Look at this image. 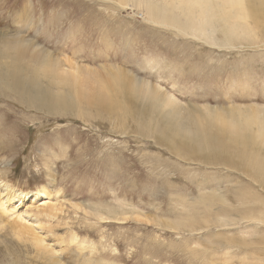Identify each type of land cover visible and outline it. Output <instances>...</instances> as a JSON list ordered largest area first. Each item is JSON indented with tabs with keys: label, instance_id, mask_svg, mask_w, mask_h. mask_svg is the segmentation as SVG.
I'll list each match as a JSON object with an SVG mask.
<instances>
[{
	"label": "rangeland",
	"instance_id": "rangeland-1",
	"mask_svg": "<svg viewBox=\"0 0 264 264\" xmlns=\"http://www.w3.org/2000/svg\"><path fill=\"white\" fill-rule=\"evenodd\" d=\"M232 27L169 0H0L1 54L36 48L105 80L118 69L161 96L129 90L126 112L114 113L95 104L118 92L101 90L48 112L0 88V195L50 196L12 204L28 225L40 223L43 246L20 239L0 212V264H264V24ZM163 105L164 119L151 117ZM190 109L225 114L213 117L221 127L242 116L262 132L248 154L233 135L184 149L200 138L187 134ZM223 139L229 152L216 147ZM44 201L51 219L32 212Z\"/></svg>",
	"mask_w": 264,
	"mask_h": 264
},
{
	"label": "bare ground",
	"instance_id": "bare-ground-1",
	"mask_svg": "<svg viewBox=\"0 0 264 264\" xmlns=\"http://www.w3.org/2000/svg\"><path fill=\"white\" fill-rule=\"evenodd\" d=\"M169 1L172 3L173 7H178L182 10L186 8L191 9L194 12V16L200 18L203 23H207L209 19H218L220 22L226 24L231 22L236 27L240 25V28L245 29L247 33L258 31L261 25L264 24V19L260 17L264 11V0ZM261 3L263 4L261 5L262 8L259 14L254 18L250 17L254 15V12L250 8H255ZM213 11H216L221 18H214L212 15ZM251 20H254L255 23L252 24ZM236 27L231 28V31L235 32V34L238 32ZM15 44L18 45V43ZM71 59L72 58L68 57H51L45 59L39 54L36 48H34L31 54L19 53L6 56L0 53V88L17 95L16 98H18L19 103L28 104L30 107L38 110H47L48 112L54 109H70L76 105L89 104L91 101L97 100V94L101 90L107 94H111L113 89H115L119 94L117 97L105 96L98 99L95 107L106 112L115 113L118 110H124L126 112L124 94L132 89L143 100H147L152 95L155 101H160L161 99L159 91H156L153 86L143 81H128L121 70L114 69L115 73L112 74L111 78L105 80L99 71L87 69L85 66ZM153 99L150 98L149 101L155 103ZM118 101H121L122 104H118ZM168 105L171 107H179V105L175 101H171L170 98ZM163 107L165 108L163 105L157 111L153 112L151 117L158 112L160 117L164 119L162 116L164 111ZM188 112L190 114V124L193 128L190 126L187 134L200 137L199 141L193 139L197 144L195 148H189L185 143H181L182 148H188L191 151H194V149H202L203 141L201 137L210 141H216L218 138L222 137V135H233L235 138L240 137V147H243L242 151L248 154L249 145L253 144V141L258 142L257 136L262 132L259 127L255 126V122L251 125L242 116H239L238 123H225L223 127H221L213 117H225L223 113L210 114L197 109H190ZM169 120L172 124L176 123L175 118L170 117ZM173 134L164 132L161 133L160 136L163 142L174 144L175 136ZM226 141L229 142L227 139L221 140L216 147H219L221 151L229 152L228 150H230L231 147L226 144ZM234 150H236V148ZM235 155L239 158L237 150ZM8 189L9 187H7L5 191H8ZM14 192L15 196L17 195L20 200L29 201L32 199V204H36L39 200L44 198H46L47 202L50 200L46 188H43L42 191L34 193L31 196L23 191ZM2 196L0 195V212L8 219H13L12 221L15 222L14 228L20 230L19 234L16 235L21 237L20 239H30L32 243L36 242L38 246H43L45 240L36 233L40 223L35 222L28 225L26 222L27 220L24 221L23 217L24 215H28L27 211H25L26 214H21L20 210L19 213L17 211L18 209L16 210V207L12 206L14 201H16L15 196L14 198L13 195ZM44 202L42 206L39 208L36 207L31 211L39 215L43 214L44 216L40 215L41 217H53V204ZM73 236L72 238H74ZM74 241H76V239ZM74 241L72 242L76 243Z\"/></svg>",
	"mask_w": 264,
	"mask_h": 264
}]
</instances>
